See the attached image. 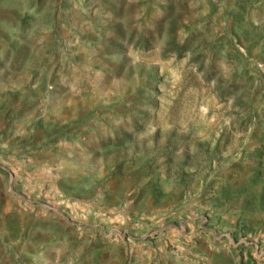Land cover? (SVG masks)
<instances>
[{
  "label": "rangeland",
  "instance_id": "374dc122",
  "mask_svg": "<svg viewBox=\"0 0 264 264\" xmlns=\"http://www.w3.org/2000/svg\"><path fill=\"white\" fill-rule=\"evenodd\" d=\"M0 264H264V0H0Z\"/></svg>",
  "mask_w": 264,
  "mask_h": 264
}]
</instances>
